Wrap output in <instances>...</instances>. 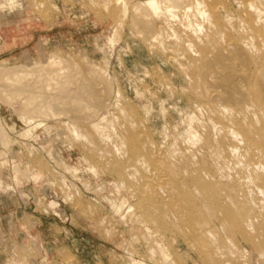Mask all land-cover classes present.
I'll return each instance as SVG.
<instances>
[{
  "label": "rangeland",
  "instance_id": "rangeland-1",
  "mask_svg": "<svg viewBox=\"0 0 264 264\" xmlns=\"http://www.w3.org/2000/svg\"><path fill=\"white\" fill-rule=\"evenodd\" d=\"M201 1L210 14L206 19L196 16L205 19L210 36L223 45L248 39L257 44L261 62L258 56L249 66L252 81L248 84L252 93L257 92L264 64V22L258 3L264 6V0ZM183 10L174 7L179 19ZM4 15L13 28V41L24 46L14 50L12 57L0 54V67L35 66L50 54L77 63L79 70L90 72L96 67L95 77L105 75L104 85L100 84L106 88L104 102L112 101L99 110L112 123L110 138H100L85 129L86 110L70 102V122L81 126L80 135L53 114L33 130L20 116V105L0 92V264H131L134 256L146 264H264V202L244 178L250 170L248 159L264 162V156L248 153L246 160L233 153L228 142L239 144L245 152L244 140L232 131L212 129L210 120L232 118L215 113V102L208 98L201 99L204 109H199L195 92L199 74L185 70L189 57H197L195 50L186 51V42L195 35L181 22L187 16L183 14L180 21L178 15L168 18L169 24L176 20L172 24L182 40L177 50L158 40L152 43L150 34L134 25L132 11L124 15L117 0H0V17ZM122 16L126 22L120 25ZM169 29L160 39L177 41ZM257 110L262 116L263 110L254 102L245 112L254 115ZM23 128L32 133L20 136ZM3 134H8L10 143ZM263 144L264 139V150ZM239 158L244 163H237ZM128 160L136 167L125 176ZM258 182L264 183V177ZM244 191L250 195L245 193L247 203ZM128 204H133V211H128ZM10 208L17 212L10 215ZM251 210L258 214L256 231L244 224ZM75 237L82 240L78 252L56 246L73 245ZM84 238L91 243H84ZM229 240L236 241L240 250L231 252ZM161 246L174 262L164 263Z\"/></svg>",
  "mask_w": 264,
  "mask_h": 264
},
{
  "label": "bare ground",
  "instance_id": "bare-ground-1",
  "mask_svg": "<svg viewBox=\"0 0 264 264\" xmlns=\"http://www.w3.org/2000/svg\"><path fill=\"white\" fill-rule=\"evenodd\" d=\"M117 1H119L122 4L124 15L127 14V12L129 13V9L132 11L133 15L131 18L133 19V16H134V20L132 21L134 22V25L137 24L136 26H139L137 28L141 32H145L143 34H146V33H147L146 35L150 34L149 36H151L152 41L155 40V43H156V40H158L160 41L159 43H164L166 47L167 46L172 47L177 50H178V46L180 44L179 42L181 39L178 40L179 39L178 29L176 28L174 24H172V23L176 24L175 22L176 20L175 18H173L175 21L172 23L170 22L169 24L167 23L169 21L168 18L170 16L172 18L173 16L176 17L178 15L177 16L178 18L177 17L176 18L180 21L181 19L184 18V16H187V19H183L181 20V22L186 24L187 27H191L193 29L192 33L194 32L193 34H195L197 38L194 37L195 35H192V37L195 38L193 41V39H191L192 37L189 39L184 37L185 39H188V42H186L188 47H187V50L186 48L185 50L187 52H188V49L195 50L194 56H196L195 53H197V57H193V58L189 57L191 59H189L190 61L188 60L189 63L185 65L186 69L185 68L184 69L185 70H187L188 68L193 69L194 71H197V73L199 74V77L195 83L196 84L195 92L197 96L199 97V102H198L199 109L200 110L204 109V106L202 104L203 102H201V99L208 98L209 100L211 101L213 100L215 102V106H214L215 113H217L220 116L226 114L232 118V121H228V119H226L225 117H223L221 120H217L214 117H211L210 120L212 122V125H211L212 129L216 128L218 132L220 133H224V131L226 132L232 131L233 135L235 134L238 136V140L240 141L244 140V142L247 145L245 152H241V148L239 144L232 143L231 141L228 142L227 146L232 150L233 153H238V152L239 154L241 153L242 155L241 158H244V159H246V156L248 155V153L254 156L257 155L258 157L264 156V150L262 147V141L264 139V64L262 65V69H261V73L259 75V81H258L260 85V89H258L257 92L254 91L252 93L249 90V85H248L252 81V73L250 74L249 66L251 65L252 61H254V59L259 56V53L257 51L258 49L257 44H255L254 42H251L248 39L246 42H236L230 45L228 44L223 45L222 41L220 39H216L217 37L215 35L212 34L210 36V34L207 33L208 30L205 29V23H204L206 19V15H209L210 13L206 11V8L203 6V3L201 0H191L187 3H182V4H181L182 1L185 2L187 0H139L138 2H135V3H132L131 0L130 1L129 0H117ZM178 5L184 8L183 10L184 16L182 14L183 18L182 16H180L181 19H179V11H174V7ZM258 10L260 11L261 17L263 18V22H264V6L260 3H258ZM191 12L193 13L194 16L197 15L198 17L200 16L205 17V19L203 18V20L201 21L200 20L201 18H198L196 16L198 19L196 18V20L195 19L193 20L191 17L192 16ZM161 16H164V18H166V20L164 19L163 23L161 21L158 22ZM123 17L124 16H122L119 20L120 25L123 23V21H125ZM157 17H158V21L157 20L155 21ZM173 19L171 20L173 21ZM164 23L165 25H163ZM120 27H123V26H120ZM166 28H170L169 30L173 32L175 39H177V41H170L171 39L172 40H175V39H173L174 37L173 38L171 37V34L169 32H168L170 34L169 36L171 37V39L169 40L170 41L169 43L160 39L162 34H164V32L166 31ZM209 28L213 30L215 28V24L212 23L209 26ZM204 30H206V32H204ZM197 40H199L200 44H198L199 42ZM152 43H154V41ZM177 50H174L173 52ZM176 55H179V54L176 53ZM180 56H182L183 58L184 55L182 54ZM261 57L262 55L259 56V59H258L259 62H261L260 61ZM183 59H180V62L181 60L183 61ZM188 61H186V63ZM70 62H68L65 58L59 56L58 54H52V55L50 54V56L47 58L46 61H41V63L35 64V66L31 65L27 67L24 65L22 66L16 65L15 68L14 67L10 68L9 66V68L7 69V67H4L6 68L4 70L2 69V67H0L2 69V70L0 69L1 71L0 72V92L4 95L3 97H5L8 101L13 103L15 106H17L18 104L20 105L19 107V111H20L19 114H21L20 116L23 118L26 125L32 128L33 130L46 124L47 115L53 114L52 116L59 115L61 119H64L66 121L65 122L66 124L68 122L69 123L68 125L69 126L71 125L74 131L78 135H80L81 126L77 124L76 122H73V123L70 122L71 116L68 113L71 111V107L68 108L70 102H74L78 104V107H79L78 109L86 110L87 112L85 113V119H84V124L86 125L85 129L93 130L100 138H110L111 136L110 127H111L112 120L108 117L107 114L100 112L99 110L103 108H108L109 105L112 104V101L110 99L109 100L111 101V104L110 102H107V101L104 102V97L106 98L105 96L106 88H102L103 87L102 85H101L102 87L100 86V84L101 83L103 84L104 82L105 75H104V78L95 77L96 76L95 72L92 70L94 69L96 70V67L91 68L92 70L88 72V71H85L86 68L84 69L82 68L83 70L81 69L79 70L78 69L79 67L78 66H77L78 68L76 67L77 63L71 64ZM84 66L86 67L88 65L84 64ZM106 78H107V75H106ZM108 78H107V81H109ZM111 78L112 77L110 76V79ZM112 79L114 80V78ZM112 79L110 82H112ZM115 97L116 98L119 97L118 92H116ZM250 99H253V102H251ZM254 102H257L260 108L263 110L262 116L259 114L261 112H259L258 110L255 111L254 115H251L245 112L247 109L250 108V104ZM226 103H230L234 105H228ZM179 112H181V110ZM11 127L13 130L14 129L13 126ZM3 129L4 128H2V130ZM187 129H189V131L191 132L193 130L190 127ZM26 132L32 133V131L29 128H23L20 130L19 135L21 136L24 134L23 136H26L25 135ZM184 132L188 133V131H184ZM5 135H8V134H3L4 137ZM187 136H186V139H187ZM6 137L4 138L5 142L10 143L11 141H9L10 139L9 136H6ZM27 137L29 136L27 135ZM6 139H8V141H6ZM232 139L233 137H231V140ZM220 141H223V140H220ZM141 155L142 153L138 154L139 157ZM222 157L230 158V156H225V155H223ZM241 158H239V160L236 162L238 163L240 161L241 164L244 163L243 159ZM231 160L232 162L234 161L233 158H231ZM129 163H131V161L128 160V164H126L124 172L122 171L124 175L125 174L128 175L126 171L132 172V170L136 167L133 164V162H132L133 165ZM241 164L239 163L237 165H241ZM247 167L248 169H250L249 173H246V174L244 173L245 177L244 176L243 177L246 179V181L252 182V184L255 186L254 188H256L259 191V193H261L260 195H262V197L260 199L263 204L264 202V183H259L258 180H262L264 177V162L260 160L248 159ZM123 173L120 174L121 177ZM206 174L209 175L210 172L207 171ZM210 175L212 177H215V174H210ZM200 176L202 177L203 175L200 174ZM244 178L242 179L243 181H244ZM220 179L222 178L220 177ZM252 190H249V191H252ZM253 192L254 191H252V193ZM245 193L246 192L244 191L243 194L246 200V194L249 195V192H247L246 194ZM250 200H249L250 202H253L252 198H250ZM254 201H255V198H254ZM258 201L256 200V202ZM246 203H247V200H246ZM253 204L254 202L251 205L253 206ZM116 206H117L116 209L118 211H121L120 206L118 204ZM253 207L256 208L257 205L256 206L254 205ZM133 209H134L133 204H128V211H133ZM253 215L254 214L251 210L248 216L244 219V224L247 225V228L250 229L251 231L254 229L257 230L256 224H255L256 220L254 219V217L257 216L258 214H255L254 216ZM228 243H229L228 245L230 246L229 250H231V252L233 251L234 253L235 251L234 249L240 250L239 245L236 241L229 240ZM151 248H152L151 254L154 255V253H156L155 248L154 247H151ZM160 251L163 253V257L165 259L163 260L165 261L164 263H166V260H168V262L169 260L174 262V260H172L171 258V255L167 252L166 248L161 246ZM128 252L130 253V255L131 254L133 255L131 251H128ZM132 255L131 257H133ZM262 255H264V251H261V256ZM131 262H132L131 264H146L144 259L138 258L137 256H134Z\"/></svg>",
  "mask_w": 264,
  "mask_h": 264
},
{
  "label": "crops",
  "instance_id": "crops-1",
  "mask_svg": "<svg viewBox=\"0 0 264 264\" xmlns=\"http://www.w3.org/2000/svg\"><path fill=\"white\" fill-rule=\"evenodd\" d=\"M7 17L6 15H4L3 17H0V44L2 43L1 46H3L4 49H2V51H0V54L4 55V56H8V57H12L13 55V51L16 50L18 47L22 48L24 45L23 43H20V42H17L16 41H13L12 39V30L13 28L11 26H8L10 23L7 21ZM11 25V24H10ZM22 53L25 54V52L22 51ZM63 208H60V210H62ZM9 210V213H11L10 215H14L15 213L14 212H17V209H14V208H10L8 209ZM64 212V211H63ZM36 226H40V224H36ZM64 227V226H62ZM67 227H69L70 229H72V231H75L76 229L68 224ZM71 238V236H70ZM75 243H73V245L71 244H57L56 246L57 247H67V248H71L72 251H73V248H75L74 250L76 252L79 251V245L78 244H81L82 240H79L77 239L76 237L73 238V240ZM63 242V241H62ZM91 243L90 240H86V238H84V243ZM75 251H73L75 253ZM62 263H64L62 261ZM92 263V262H90Z\"/></svg>",
  "mask_w": 264,
  "mask_h": 264
}]
</instances>
